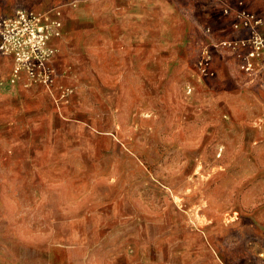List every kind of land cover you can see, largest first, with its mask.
I'll use <instances>...</instances> for the list:
<instances>
[{"label": "crops", "instance_id": "0c3cea01", "mask_svg": "<svg viewBox=\"0 0 264 264\" xmlns=\"http://www.w3.org/2000/svg\"><path fill=\"white\" fill-rule=\"evenodd\" d=\"M213 3V0H80L76 6H68L64 34L51 40L58 49L54 60L58 85L74 88L72 106L80 107L82 113L88 105L90 91H104L110 82L116 106L151 108L154 92L168 106L175 99L173 94L182 91L185 79L194 72L191 64L196 45L200 43L197 28L202 10L210 13L215 28L221 27L222 23L212 14L213 6L218 8ZM246 8L264 15V0H246ZM78 10L87 12V19L79 21ZM90 13L97 19H89ZM72 30L77 34L72 35ZM243 30V34L249 35L247 29ZM259 30L264 31V24ZM90 47L113 52L115 66L111 71L88 67ZM229 62L228 59L225 68L228 69V106L231 108L234 99L254 105L252 100L256 98L257 107L264 108V68L258 69L260 83L251 85L247 75H239ZM12 66V57L0 59V79L8 77ZM215 66L223 70L219 61ZM236 74L242 77L240 82ZM109 75L111 81L106 78ZM192 75L187 84L194 83L196 87ZM206 86L217 85L207 82ZM1 92L5 94L2 97H7L0 107L1 123L27 121L32 124L38 121L40 110L50 104L42 87L31 90L14 87ZM256 119L264 125V113ZM80 121L88 123V115H82ZM245 131L249 129L243 126L239 134L228 135V154L241 157L239 162L228 165V171L238 173L230 181L233 189L230 201L241 205L242 217L249 222L245 236L256 237L247 239L253 245L250 244L246 254H258V262L263 264L264 162L255 165L249 162L264 154V136L260 130L252 137L244 134ZM259 137L260 143L254 147ZM8 151L12 155L7 156L16 161L9 172L22 173L20 151L15 147ZM71 152L78 158L62 162L82 165L87 149ZM35 165L32 163L39 170ZM17 176L5 178L0 184V264H183L170 260L168 226L164 231L166 241L154 240L155 233L162 234L155 231L163 223L153 224V221H167L170 214L152 211V202L145 196H122L106 189L114 187L112 181H90L88 176L60 181L70 190L60 195L57 190H48L40 178L37 183L28 184L25 179L22 181V174ZM90 187H95L96 193L90 194ZM31 190L36 195H31ZM177 193L185 202L184 189ZM167 196L165 202H168ZM242 262L251 264L248 259Z\"/></svg>", "mask_w": 264, "mask_h": 264}, {"label": "rangeland", "instance_id": "374dc122", "mask_svg": "<svg viewBox=\"0 0 264 264\" xmlns=\"http://www.w3.org/2000/svg\"><path fill=\"white\" fill-rule=\"evenodd\" d=\"M71 1L0 0V15H12L19 8L45 11ZM238 1H233L236 9L241 7ZM243 1L246 7V0ZM213 8L212 14L222 24L215 28L211 24L210 13L202 10L200 27L197 28L200 43L196 45L191 64L196 87L191 92L189 87L194 83L187 84L190 75L185 79L182 91L173 94L175 99L168 102V106L154 92L151 108L135 109L114 105L110 82L103 92L90 91L83 113L80 107L72 106L74 92L69 96V102L59 107L46 92L50 107L47 105L40 110L38 121L32 124L27 121H0V184L5 178L16 179L17 174H22V181L25 179L28 184L37 183V178H40L48 190H57L58 194L65 195V192H70L65 183L60 182L65 179L81 180L88 176L90 181H112L114 187H107V190L122 196L143 195L152 202V211L169 212L167 221L154 220L153 224L163 223L155 231L162 234H154V240L159 243L166 241L164 231L167 226L169 228L170 260H179L183 264H242V259H248L251 264H261L258 254H246L252 244L247 243L251 237L245 236L249 222L242 217L241 205L230 201L233 195L230 181L238 173L228 171V165L239 162L241 157L228 154V135L239 134L244 126L249 129L244 132L247 136H255L258 130L264 136V125L256 119L258 114L264 113V108L257 107L256 98L252 100L254 105L234 99L231 108L228 106V69L225 68L229 59L230 66L239 75L246 74L247 82L256 85L260 83V75L257 74L258 69L264 68V55L255 59L254 73L242 70L241 60L235 51L219 46V41L244 38L248 34L233 27L234 14L227 17L220 7ZM78 11L79 21L87 19V12ZM251 11L261 16L264 24V15ZM92 14L89 19H97ZM71 34L77 33L72 30ZM206 46L211 47L214 56L218 54L214 63L219 61L223 70L217 67L216 77L198 81L197 63ZM92 49L89 48L88 67L111 71L115 66L113 52ZM243 50L245 52L246 49ZM238 74L236 80L240 82L242 77ZM106 78L112 80L111 75ZM207 82L217 86H206ZM157 87L154 84V90ZM3 95L0 92V107L7 98ZM104 95L105 98H101ZM84 114L88 115V123L80 121ZM241 121H244L243 125ZM260 140L253 146L258 147ZM235 144L239 146V141ZM12 147L20 151L18 160L23 159L22 173L9 172L10 167L16 164L13 157L7 156L12 155L8 151ZM77 148L87 149L83 164L63 163L62 160L78 158L71 155V151ZM52 162L56 167L50 164ZM261 162H264V154L251 158L249 164ZM32 163H36L39 170ZM183 189L185 202L177 193L178 190L182 193ZM88 191L92 194L97 189L90 187ZM30 194L36 195L33 190ZM165 195H168V202H165Z\"/></svg>", "mask_w": 264, "mask_h": 264}, {"label": "built area", "instance_id": "2783aa9c", "mask_svg": "<svg viewBox=\"0 0 264 264\" xmlns=\"http://www.w3.org/2000/svg\"><path fill=\"white\" fill-rule=\"evenodd\" d=\"M233 1L213 0L224 16L235 15L232 25L236 30L247 29L249 35L235 40H221L219 46L235 51L241 60V69L252 74L255 71V59L264 55V31L259 30L263 18L246 8L243 0L238 1L241 7L237 9L234 8ZM79 2L80 0H74L62 3L45 11L19 8L12 15H0V59H13L8 77L0 79L1 91L13 90L14 87L23 90L42 87L58 107L69 102L74 88L58 85L59 76L54 64L58 49L51 44V40L53 37L63 36L66 8L76 6ZM243 49H246L245 52ZM214 61L211 47H204L197 63L198 81L216 77L218 69ZM192 88L194 85L189 87V92Z\"/></svg>", "mask_w": 264, "mask_h": 264}]
</instances>
